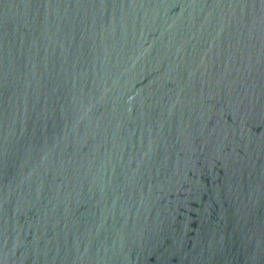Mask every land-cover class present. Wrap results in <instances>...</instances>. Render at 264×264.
I'll use <instances>...</instances> for the list:
<instances>
[{
  "label": "water",
  "instance_id": "1",
  "mask_svg": "<svg viewBox=\"0 0 264 264\" xmlns=\"http://www.w3.org/2000/svg\"><path fill=\"white\" fill-rule=\"evenodd\" d=\"M0 264H264V0H0Z\"/></svg>",
  "mask_w": 264,
  "mask_h": 264
}]
</instances>
